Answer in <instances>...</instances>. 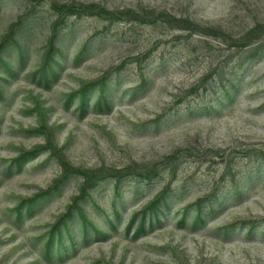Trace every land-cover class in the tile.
<instances>
[{
    "label": "rangeland",
    "instance_id": "obj_1",
    "mask_svg": "<svg viewBox=\"0 0 264 264\" xmlns=\"http://www.w3.org/2000/svg\"><path fill=\"white\" fill-rule=\"evenodd\" d=\"M0 264H264V0H0Z\"/></svg>",
    "mask_w": 264,
    "mask_h": 264
}]
</instances>
